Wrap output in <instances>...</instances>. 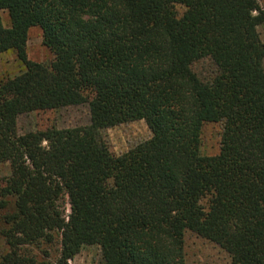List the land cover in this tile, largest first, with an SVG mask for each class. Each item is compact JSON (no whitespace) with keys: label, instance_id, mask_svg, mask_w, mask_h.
Segmentation results:
<instances>
[{"label":"trees","instance_id":"1","mask_svg":"<svg viewBox=\"0 0 264 264\" xmlns=\"http://www.w3.org/2000/svg\"><path fill=\"white\" fill-rule=\"evenodd\" d=\"M0 12V55L23 66L0 81V264H53L54 244V264L90 246L104 264H185L186 232L230 264H264L258 0H0ZM33 28L49 65L27 59ZM204 59L205 81L192 71ZM80 106L88 126L18 132L22 116ZM140 121L151 138L113 155L100 132ZM216 123L219 154L202 156Z\"/></svg>","mask_w":264,"mask_h":264},{"label":"rangeland","instance_id":"2","mask_svg":"<svg viewBox=\"0 0 264 264\" xmlns=\"http://www.w3.org/2000/svg\"><path fill=\"white\" fill-rule=\"evenodd\" d=\"M262 14L264 15V0H258ZM178 14H182L183 8L176 7ZM0 20L4 27L9 26L6 12H0ZM260 40L264 43V24L257 28ZM27 59L33 63L49 65L52 54L42 45L41 31L33 28L29 31L27 42ZM23 71L22 64L16 55L8 52L0 55V81L17 76ZM193 73L200 80H208L215 74V67L209 59L201 60L192 66ZM90 117L87 106L71 107L53 112H37L22 116L18 119L17 128L19 134L45 131L47 129H74L89 125ZM222 124H205L201 132L200 153L205 157L217 156L220 151ZM101 139L107 145L109 151L115 156H121L137 145L149 140L151 134L144 122H133L118 126L113 129L100 132ZM9 167L0 164V180L7 178ZM66 215L69 208L65 205ZM50 254L49 261L55 263L59 255V245L44 246ZM38 258H42L39 250H34ZM184 258L185 264H230V257L216 245L196 236L193 233L184 234ZM68 264H104L101 251L97 246L84 247L82 251Z\"/></svg>","mask_w":264,"mask_h":264}]
</instances>
